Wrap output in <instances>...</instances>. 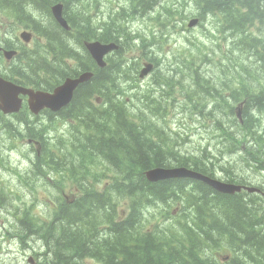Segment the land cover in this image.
Instances as JSON below:
<instances>
[{
	"label": "trees",
	"instance_id": "obj_1",
	"mask_svg": "<svg viewBox=\"0 0 264 264\" xmlns=\"http://www.w3.org/2000/svg\"><path fill=\"white\" fill-rule=\"evenodd\" d=\"M90 1L94 0H20L17 6L13 5L18 17L19 14L25 15L21 19L33 22L42 37L49 43L54 42L53 46L48 45L53 48L52 61H48V55L43 53L38 69L34 58L24 64L25 68L32 70V75L41 76L38 85L41 89L53 88L64 74L74 76L81 71H95L93 78L81 84L75 90L71 103L59 112H63L61 119L73 125L72 149L69 152L62 150L63 157L51 155L49 147L60 149L59 145L42 138V141L45 139L42 157L46 155L48 166L61 165L74 173L85 169L88 159L97 157L108 162L115 174L103 190L95 188V183L81 182L77 187L79 193L73 195L71 202L60 205L47 222L40 220L41 224H37L25 213L19 218L25 241L28 243L34 238L44 241L51 255V264H264V198L258 196L261 203L251 208L246 202L247 195L220 193L200 180L169 178L152 182L147 178L146 170L154 166H187L210 176L222 171L230 175L227 177H233V173L217 165L207 147L189 156L179 149V143L170 145L169 131L164 128L157 132L153 130L152 122H148V108L128 104L125 98L130 96L127 93L131 89L142 92L144 105L149 106L151 102H162L166 94L162 93L158 98L153 96L154 89L137 90L134 78L129 80V90L123 92L121 84L116 82L122 78L125 67L130 71L136 62L131 64V61L123 59L121 51L128 40L138 39H133L135 36L120 26L106 28L107 32L100 31L91 15ZM143 1L133 0L138 4L131 7L134 14L150 12L159 25L164 26L177 15L184 19L193 15L201 21L207 17L211 26L206 37L215 33L225 35L220 39H225L227 51L219 53L216 66L223 71L222 57L233 55V58L229 57V63L238 69L236 78L218 77L225 83L224 87L230 89L223 92L224 95L229 93L230 103L222 109L205 101L199 111L206 115L210 109L216 108L213 113L221 112L231 120L232 127L240 128L227 129V133L242 144L248 139L244 129L249 128V132L256 136L254 149L264 155V114L253 113L250 101L254 94L264 105V0ZM56 2L64 4L70 30L64 29L52 17L51 7ZM33 4L38 6L41 19L36 13H27ZM117 16L126 17V13L121 11ZM122 37L127 38L124 43L120 40ZM94 39L116 41L120 48L114 56L118 59L107 57L108 65L98 67L85 47V42ZM210 43L219 47L213 40ZM146 44L144 40L143 46ZM213 45L208 47L210 53L214 50ZM193 46L201 50L200 43ZM188 56H191L189 49L185 57ZM154 58L158 59V56L155 54ZM203 60L206 69L193 63L189 65L192 70L188 67L194 80H198L200 73L213 74L210 72L214 64L211 54H205ZM69 61L73 64L69 65ZM160 61L170 74L171 68L177 72L181 69L177 57L172 66L163 59ZM173 80L169 78L166 84ZM202 81L210 83L216 90L222 86L216 79L209 82L205 76ZM133 98L136 96H131L132 101ZM216 120L211 128L224 131L222 127L227 124L222 118L217 117ZM258 163L263 165L248 167V170L264 175V162ZM38 165L41 172L46 171L42 159L40 163L39 159H33L27 175L37 173ZM122 201L125 203L118 209ZM178 202L179 213L184 215V219L177 225L172 221H165L160 226L155 223L157 236L153 233L147 235L144 228L148 218L160 215L167 220L165 210L169 212ZM162 204L167 207L165 210ZM172 212L175 213V209L172 208ZM150 213L153 216H148ZM12 229L11 235L16 232V226ZM220 242L222 245L219 247ZM208 246L216 249H208ZM226 255L230 256L229 260L225 259Z\"/></svg>",
	"mask_w": 264,
	"mask_h": 264
},
{
	"label": "rangeland",
	"instance_id": "obj_2",
	"mask_svg": "<svg viewBox=\"0 0 264 264\" xmlns=\"http://www.w3.org/2000/svg\"><path fill=\"white\" fill-rule=\"evenodd\" d=\"M130 1L114 0L112 6H110L109 2L107 3L106 0H103L98 9L94 3L92 6L98 28L101 29L100 31L107 32L106 28H117L120 26L123 29H127L131 35H134L133 39H138L128 40L125 49L121 51L123 59L131 61L132 64L136 62L135 67L130 68V71H127L128 67H125L124 74H122V78L118 82V84H121L123 92L129 90V80L134 78V87L137 90L154 89L153 96L158 98L161 97L162 93L166 94L162 102H151L149 106L144 105L145 98L142 92H136L131 89L127 93L132 94L129 97L136 96V98H133L135 105L139 104L142 108L149 109L150 119H148V122H152L153 130L159 132L165 128L169 131L167 135L170 145H173L174 142L179 143V149L189 156L207 147L217 165L223 167L226 165L227 167H224L226 170L233 171V177H227L228 174L222 171H219L216 177L234 182H245L248 180L256 185H264V175L248 170V167L256 168L257 166L255 165H263L258 163L259 160L264 162L263 153L256 152L257 150L254 149V139L256 136L253 132H249L248 128L244 129L248 135L247 141H243L242 144L234 140L228 135L227 129L234 128L235 130H240V128L232 127L231 120L221 112L213 113L218 106L224 109L230 103L228 97H225L228 94L226 93L225 96L223 94L225 90L230 91V89L229 87L225 88L223 85L225 83L220 81L218 77H235L238 71L236 66H230L229 57L233 58L232 54L222 57L223 65H225L224 70L217 69L216 65L218 64L219 53L227 51L225 39H220L224 38L223 36L225 35L215 33L212 36L206 37L207 34H210L209 28L211 26V21L207 17L197 26L189 25L190 21L194 18L193 15H189L186 19L177 15L164 26L159 25L154 21L150 12L134 14L131 7L136 6V4L134 3L133 5ZM100 7L102 10H100ZM120 7L122 8V12H125L126 16H129L124 21L115 20L116 18L114 17L116 14L114 11L117 12ZM9 8L8 4L0 2V22L3 21L8 26L12 25L17 32L21 33L23 27L27 26V23L20 20L19 23L16 22L18 18L13 13L14 9ZM29 9L31 10L29 14L36 13L40 18L38 6L33 4L29 6ZM178 24H180L179 28H176ZM212 24L217 25L216 23ZM228 27H230V24ZM140 36L141 38H139ZM70 38L76 44L75 39L72 36ZM126 39V37H122L120 40L124 43ZM144 40L147 41L146 46H143ZM211 40L217 42L219 47L210 43ZM45 42V40L41 39L43 52H51L53 48L45 47ZM199 43L201 44V50L193 46V44ZM50 45L53 46L52 43ZM210 45H213L214 50L212 53L208 50ZM186 49L191 51V56L185 57ZM179 52L180 55H177ZM155 54L161 56V59L169 55L173 62L176 61V57L179 58L181 74L171 76L168 70H163V66L161 67L163 62L160 61L156 64L158 59L152 60ZM205 54H211L213 57V69L210 71L213 74L200 73L197 78L198 80H193L187 76L190 73L188 67L192 70L189 65L193 63V65L200 64L206 69L203 60ZM48 57L52 58L53 56L48 55ZM109 58L118 59L116 56H110ZM145 61L155 62V67L148 76L145 75L140 79L139 73ZM169 61L168 59L164 60L168 65ZM69 64L72 65L73 61H70ZM204 76L208 78L209 82H213L216 79V82L222 84L219 90H216L212 86L210 91L213 100L209 104L216 108L210 109L206 115L200 114L199 111L200 106L207 100L210 94L207 87L208 84L202 81ZM169 78L174 80L166 84V80ZM178 82L180 83L177 84ZM121 89L118 85V90L121 91ZM127 98L125 99L127 100ZM250 101L254 109L253 113L257 111L260 114H264V105L260 104L256 95L250 96ZM159 107L161 108L156 111ZM217 117L222 118L227 124L222 127L224 131H216L211 128L212 122H217ZM262 122L264 123V116L262 117ZM5 123L0 122V198H4L3 202L0 201V264H29L28 260L30 257L35 260V264H51V255L46 249L47 245L44 244V241H40L37 238L30 239L28 243L25 241L24 233L20 228L21 220L19 218L27 213V215L36 220L37 224H41L40 220L47 222L51 218L50 215L54 213V205L66 202L69 198L72 199L74 194H78L77 187L81 182L95 183V188L102 190L103 187L109 185L110 181L115 178V174L112 173V166L108 162H103L96 157L88 159L86 168L78 173L69 171L61 165H53L48 166L46 171L41 172L37 169V173L27 175L28 170L32 166L30 157L36 151L32 147L29 150L26 146L27 140L23 139V135L35 137L34 132L42 130V138L52 140L53 142H55L56 137H62L65 142V149L68 151L72 149L71 129L73 125L68 121L66 123L64 120H48L44 115L41 118L29 120L27 124L23 120H16V118L13 120L8 119ZM35 124L40 126L34 129ZM9 128L13 132L9 133ZM43 143L45 144V139ZM42 162L47 164L46 155L42 157ZM244 175L247 177V180ZM261 197L264 198V191L261 192ZM246 200L248 204L250 203L251 208L257 207L261 203V199L258 196L250 195ZM125 201L128 202L127 199ZM125 201L119 204L118 209H120L121 204L125 203ZM162 206L164 210L167 208L164 204ZM172 208L175 209V213L170 214L172 213ZM179 209L180 202L173 205L169 212L165 210L168 213L167 220L160 215L156 218V216L150 213L148 216L152 215L153 218H148L147 223H149L150 219H157L159 224L165 221H172L177 225L179 220L184 219V215L179 213ZM178 217L181 219H178ZM12 226H16V232L10 236L13 230ZM201 245L206 247L204 244ZM221 245L220 242L219 247ZM34 248H38V250H34ZM208 249L215 250L216 248L208 246Z\"/></svg>",
	"mask_w": 264,
	"mask_h": 264
},
{
	"label": "water",
	"instance_id": "obj_3",
	"mask_svg": "<svg viewBox=\"0 0 264 264\" xmlns=\"http://www.w3.org/2000/svg\"><path fill=\"white\" fill-rule=\"evenodd\" d=\"M52 14L57 20V22H59L64 28L69 29L68 22L63 15V6L61 4H57L52 7ZM197 23L198 19H192L189 25L194 26ZM87 47L101 66H103L105 63L104 55L110 50L117 48L115 44H102L99 41L88 44ZM152 67V64H146V68L142 70L141 76H145V74H147L152 69ZM91 76V72H85L77 77H69L53 92L39 91L37 93H34L26 89H18L17 87H12V91H9V95L11 97L13 96L14 99H17L19 93L29 94L31 96L30 107L35 113H39L44 108H49L51 110L58 111L71 102L74 92L79 86V84L90 79ZM1 86L2 85L0 83V87ZM13 104L15 105V103ZM0 107H2L5 111H14L18 109V107H4L2 105H0ZM189 172L190 171L186 167L176 168L172 172V174L167 171L156 169L155 171L147 173V177L150 181L155 182L162 179H169L171 177H190ZM204 180L216 190H226L228 191V193H234L235 191L241 190V188H246L250 192L257 191V188L255 187H249L247 185L241 186L236 184L231 185L228 182H224L216 178Z\"/></svg>",
	"mask_w": 264,
	"mask_h": 264
},
{
	"label": "flooded vegetation",
	"instance_id": "obj_4",
	"mask_svg": "<svg viewBox=\"0 0 264 264\" xmlns=\"http://www.w3.org/2000/svg\"><path fill=\"white\" fill-rule=\"evenodd\" d=\"M34 38H35V36H32L30 42H32L34 40ZM10 39L11 38H10V35H9V31H5V33H3V36L0 37V44L2 46H4V48H8L6 46V43ZM12 39L13 40L14 39L19 40V43L18 44L12 45V49H18V50L21 51V53H22V50L26 47V45H29V44L23 43L18 38H12ZM52 44L54 45V42L53 41H52ZM28 49L31 50V48H28ZM21 63H24V60L20 57V54L12 57L10 60H6L4 53L3 52H0V75H3L2 77L6 78L8 80L13 81L17 85H20V86H23V87H28V88H33L34 90H38L39 88L35 86L37 84L36 81L35 80L34 81H31L28 75H25V76L20 75V77H17V76H15L13 74L12 69L14 68V66H16L17 64H21ZM17 75H19V72H18ZM21 97L23 99V107L21 108L20 112L6 114V115L7 116L16 117L18 119H21L20 118V114H22L23 112H25L27 116L22 119L24 123H26V118H28V119H38L39 117H41V115H33L31 113L30 108H29V105H28V103H29L28 96H25V95L21 94ZM59 112L53 113L54 120L55 121L62 120L61 117H62V113L63 112L60 113V114H59ZM6 120L7 119L0 112V122L4 124L6 122ZM5 124H7V123H5ZM32 141H35L37 143L39 142L35 138L28 137V142H32ZM32 144H33V142H32ZM244 194L245 195H248V196H250V194L256 196L259 193L244 192ZM0 201L3 202L4 201V198H0Z\"/></svg>",
	"mask_w": 264,
	"mask_h": 264
},
{
	"label": "bare ground",
	"instance_id": "obj_5",
	"mask_svg": "<svg viewBox=\"0 0 264 264\" xmlns=\"http://www.w3.org/2000/svg\"><path fill=\"white\" fill-rule=\"evenodd\" d=\"M118 44V43H117ZM118 46L120 47V45L118 44ZM207 87L209 88V91L212 89V85L209 83L207 85ZM213 100L212 98V95H211V91H210V94L208 95V98H207V102L210 103L211 101ZM229 127V126H228ZM249 150V149H248ZM251 151V150H250ZM242 152V151H241ZM226 156V155H225ZM245 157V156H244ZM256 159V158H255ZM226 160V158H225ZM257 160V159H256ZM250 161V160H249ZM260 161V160H259ZM231 164V163H230ZM253 164V163H252ZM226 165H224L225 167ZM256 166V165H255ZM181 167H186L190 172V179H194V180H200V181H203L205 182L206 184H208L204 179H213V178H217L216 176H210V175H207V174H204L200 171H197L191 167H187V166H154V167H151L150 169L146 170L145 174L147 176V173H150L151 171H155L156 169H160V170H163V171H167L169 172L170 174H172V172L176 169V168H181ZM227 167V166H226ZM228 171V170H227ZM233 172V171H232ZM192 173V175H191ZM238 175V174H237ZM230 176V175H228ZM257 176V175H256ZM225 177V176H224ZM148 178V177H147ZM171 178H176V177H171ZM228 179V178H227ZM233 179V178H232ZM162 180H165V179H162ZM235 180H238V179H235ZM229 184L233 185V184H242V183H246V184H253L252 182L250 181H245V182H234V181H230L228 182ZM258 184V183H257ZM209 185V184H208ZM260 190L261 192L264 191V185L262 184H258L256 185ZM215 189V188H214ZM216 190V189H215ZM220 193H225V194H237V193H240V194H244V192H247L246 188L239 190V191H235L234 193H228V191H223V190H216ZM248 197V195H247ZM12 232H14L12 230ZM11 232V233H12ZM10 236H12L10 234Z\"/></svg>",
	"mask_w": 264,
	"mask_h": 264
}]
</instances>
